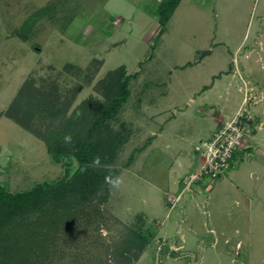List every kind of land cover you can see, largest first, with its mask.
<instances>
[{
  "label": "rangeland",
  "instance_id": "rangeland-1",
  "mask_svg": "<svg viewBox=\"0 0 264 264\" xmlns=\"http://www.w3.org/2000/svg\"><path fill=\"white\" fill-rule=\"evenodd\" d=\"M168 1L0 0V185L10 193L64 176L45 142L4 115L25 85L58 97L51 117L26 94L22 103L34 129L62 136L80 128L86 102L104 100L110 74L136 75L108 122L123 138L100 169L111 183L34 236L32 225L18 230L9 263L264 264V0H180L162 28ZM237 118L248 121L237 163L195 181L204 158L194 148ZM134 234L148 241L141 253Z\"/></svg>",
  "mask_w": 264,
  "mask_h": 264
},
{
  "label": "trees",
  "instance_id": "trees-1",
  "mask_svg": "<svg viewBox=\"0 0 264 264\" xmlns=\"http://www.w3.org/2000/svg\"><path fill=\"white\" fill-rule=\"evenodd\" d=\"M179 2L180 0H169L160 10L159 22L162 28ZM205 53L203 55H206ZM135 76L127 75L123 67H119L114 74H110L103 84L104 100L86 102L84 105L87 109L82 113L83 122L80 128L66 131L62 136L52 130L49 132V128L46 130L49 132L48 136L39 129L35 128V130L32 122L36 115L27 111L22 103V96L26 94L28 98H33L36 104L38 103L36 107L41 110L37 115H43V112L47 110L51 117L55 108V100H58V97L55 98L51 92L44 93L27 84L13 100L4 115L25 131L45 142L50 158L58 164H63L64 176L51 182L37 183L32 189L19 193H10L0 185V247H2L0 264H11L9 258L16 256L14 244L10 245L8 242L17 238L18 230L26 229L25 232H28L32 225L30 234L34 236L35 227L39 221L43 222L45 217H58L60 211L86 203L93 199L100 189H106L108 182L105 177L111 175L100 169L115 161L116 153L123 142L121 135L112 134L108 122L117 116L119 109L128 99L129 82ZM42 100H45L49 106L46 104L42 107L39 103ZM240 121L248 123L244 118ZM66 136L71 137L70 141L65 140ZM237 156L238 153L234 152L230 161L231 168L237 163ZM96 157H99L98 164L94 163ZM74 163L77 169L74 174L67 177L68 169ZM35 214L37 218L34 222L30 218ZM130 244L137 247L141 253L148 241L134 234ZM15 264L29 263L18 260Z\"/></svg>",
  "mask_w": 264,
  "mask_h": 264
},
{
  "label": "built area",
  "instance_id": "built-area-1",
  "mask_svg": "<svg viewBox=\"0 0 264 264\" xmlns=\"http://www.w3.org/2000/svg\"><path fill=\"white\" fill-rule=\"evenodd\" d=\"M240 119L224 123L210 140L200 142L194 148L198 157L204 158L198 175L194 178L195 181L208 178L213 182L231 169L230 161L241 137L242 125L245 124Z\"/></svg>",
  "mask_w": 264,
  "mask_h": 264
},
{
  "label": "clouds",
  "instance_id": "clouds-1",
  "mask_svg": "<svg viewBox=\"0 0 264 264\" xmlns=\"http://www.w3.org/2000/svg\"><path fill=\"white\" fill-rule=\"evenodd\" d=\"M70 139H71L70 136H66V137H65V140H66V141H70ZM98 162H99V157H96L95 160H94V163H95V164H98ZM105 180H106V182H110V183H111V179H110V177H105Z\"/></svg>",
  "mask_w": 264,
  "mask_h": 264
},
{
  "label": "water",
  "instance_id": "water-1",
  "mask_svg": "<svg viewBox=\"0 0 264 264\" xmlns=\"http://www.w3.org/2000/svg\"><path fill=\"white\" fill-rule=\"evenodd\" d=\"M77 166V165H76Z\"/></svg>",
  "mask_w": 264,
  "mask_h": 264
}]
</instances>
